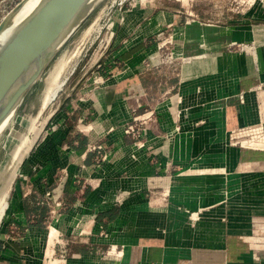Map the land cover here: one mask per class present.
Returning <instances> with one entry per match:
<instances>
[{
  "label": "crops",
  "instance_id": "obj_1",
  "mask_svg": "<svg viewBox=\"0 0 264 264\" xmlns=\"http://www.w3.org/2000/svg\"><path fill=\"white\" fill-rule=\"evenodd\" d=\"M197 12L164 0L121 8L92 75L53 100L10 190L0 264H264L240 241L260 233L244 221L260 213L235 207L264 203L255 192L264 28L243 13ZM246 42L258 46V65L232 50ZM140 119L137 137L128 129ZM236 137L257 146L238 147ZM202 211L224 226L187 227Z\"/></svg>",
  "mask_w": 264,
  "mask_h": 264
},
{
  "label": "rangeland",
  "instance_id": "obj_2",
  "mask_svg": "<svg viewBox=\"0 0 264 264\" xmlns=\"http://www.w3.org/2000/svg\"><path fill=\"white\" fill-rule=\"evenodd\" d=\"M168 5L178 6L183 4L184 6H192L194 11L201 13L207 18L210 19H219L222 13H243L245 15V21L248 24L258 23L264 28V0H164ZM132 5L121 4V0H97L88 10V15L80 23L77 29L73 34L67 39V41L61 46L53 60L47 66L43 72L40 79L31 87L27 92L21 106L18 108L16 113L13 116V120L10 121L6 131L4 132L3 137L0 139V194L8 192L6 199L7 205L9 201V194L12 186L14 185L18 174L22 166L27 162V159L30 155V151L25 155V157L19 163L18 160H14L13 152L8 148L9 137L12 134L16 135H28L33 137L36 133L30 130L27 123L22 122V119L28 123H34V126L38 132L37 138L41 137L43 133V127L48 119V116L52 113V110L55 106V101L51 102L47 107L43 108V100L45 98L46 92L48 90V85L51 78H53L59 70H62L61 79L66 78L65 85L62 90H65L70 84H74L77 79L81 76H91L92 72L96 68V61L100 57V54L105 51L110 44L111 36L115 31H118L120 22H123L124 17L120 15L121 8L134 7L138 3L141 4L144 0H131ZM5 7L0 0V16H2ZM91 10V12H90ZM123 11V10H122ZM264 48V44H261ZM232 50L249 55L255 59L257 65L259 64V48L254 42L238 43L232 46ZM199 61V60H198ZM203 62L198 63L201 66ZM261 77L264 78V64L261 58ZM257 68V67H256ZM259 69V67H258ZM202 77V76H199ZM262 83L264 79H262ZM261 92L264 91V85L262 84ZM61 90V91H62ZM60 91V92H61ZM59 92V93H60ZM58 93V94H59ZM198 96H202L203 92H197ZM58 96V95H57ZM261 104H264V95H261ZM214 109L224 114V106L219 104L214 106ZM263 114V112H262ZM19 119V120H18ZM143 125V124H142ZM141 124H138L139 129H142ZM263 132H264V122H262ZM14 131V132H13ZM262 131V129H261ZM40 132V133H39ZM141 133V130H139ZM261 132V138L257 140L259 143L260 152H261V161L264 163V134ZM35 140V141H36ZM245 140L246 142H244ZM252 138H239L233 139L236 142L238 147L251 148L256 147L253 145ZM219 140H210L207 138H198V146H214L220 145L216 144ZM224 147V140L221 141ZM35 144V142H34ZM33 144V145H34ZM251 146V147H250ZM32 149V148H31ZM21 164V165H20ZM2 165V167H1ZM15 170V171H14ZM3 172V174H2ZM15 173V174H13ZM224 173V172H223ZM14 176H13V175ZM219 174V172H218ZM261 186L258 189L256 194L264 197V170L261 172ZM11 176L13 178H11ZM8 180L5 181V180ZM8 184V186L4 184ZM5 186V187H4ZM2 187V188H1ZM5 189V190H4ZM2 191V192H1ZM252 192V189H248ZM240 210L246 211H255L260 213V218L258 219H249L247 218L246 223L250 226L257 227L260 231L259 234L246 235L240 241L241 243L247 244L249 246H254L257 248L255 250L258 253V257L262 260L264 259V203H244L238 204L237 206ZM232 208L236 212L238 208ZM190 212L189 218L185 220L186 226L189 228H202L206 231L207 228H211L212 231L217 230L216 227L224 226V217L223 218H214L212 217H202V212L196 213ZM5 214H7L5 212ZM201 214V215H200ZM200 238L203 235L199 236ZM236 235L228 236L227 241L228 247L231 244L238 243ZM215 238V237H214ZM209 242V241H207ZM220 242L217 239L210 240L209 243ZM232 249L228 251L232 257L241 256L236 247H231ZM242 253V252H241ZM244 253V252H243Z\"/></svg>",
  "mask_w": 264,
  "mask_h": 264
},
{
  "label": "water",
  "instance_id": "obj_3",
  "mask_svg": "<svg viewBox=\"0 0 264 264\" xmlns=\"http://www.w3.org/2000/svg\"><path fill=\"white\" fill-rule=\"evenodd\" d=\"M25 1L21 0L0 22V129L16 113L27 92L95 2L40 0L4 37L12 17Z\"/></svg>",
  "mask_w": 264,
  "mask_h": 264
},
{
  "label": "bare ground",
  "instance_id": "obj_4",
  "mask_svg": "<svg viewBox=\"0 0 264 264\" xmlns=\"http://www.w3.org/2000/svg\"><path fill=\"white\" fill-rule=\"evenodd\" d=\"M39 1L40 0H26L21 5V7L16 11L14 16L12 17L11 22H10V24H9L8 28L6 29V32H5V34L3 36L5 37L6 35H8L11 32V30L14 29V27L16 25H18L22 20H24L35 9V7L39 4ZM94 1H97V0H94ZM90 12H91V10H90ZM61 73H62V70H59L57 72V74L53 78H51L50 83L48 85V90H47L45 98L43 100V108L48 106L57 97L58 93L62 90L63 86L65 85L66 78L65 79H61L60 78L61 77ZM13 116H14V114H12L5 121L4 125L1 127V129H0V139L3 137L4 132L6 131L10 121L13 120L12 119ZM22 122L27 123L29 128H30V130L33 131V133H36V134L33 137H30L31 135L30 136H28V135L25 136V135L12 134L11 137H9L8 148L10 150H12L14 160H18L19 163L25 157V155L31 150V148H32V146H33V144H34V142H35V140L37 138V135H38V132H37L35 126H34V123L25 122L23 119H22ZM1 167H2V165H1ZM2 174H3V172H2ZM13 174H15V173H13ZM11 178H13V177L11 176ZM8 180L9 179H7L5 181L8 182ZM7 182L4 185L8 186ZM7 193L8 192H4V193L0 194V232H1L2 228H3V226H4V223H5L6 219L8 218L7 199H6V196L8 195ZM5 212L7 214H5Z\"/></svg>",
  "mask_w": 264,
  "mask_h": 264
},
{
  "label": "built area",
  "instance_id": "obj_5",
  "mask_svg": "<svg viewBox=\"0 0 264 264\" xmlns=\"http://www.w3.org/2000/svg\"><path fill=\"white\" fill-rule=\"evenodd\" d=\"M21 0H2V4L3 6L5 7V10L2 14V16H0V22L4 19V17L20 2ZM127 4V3H132L131 0H121V4ZM145 119L143 120H138L139 124H144V121ZM139 127H138V124H134V125H130L128 131H131L134 136H139L140 132H139Z\"/></svg>",
  "mask_w": 264,
  "mask_h": 264
}]
</instances>
